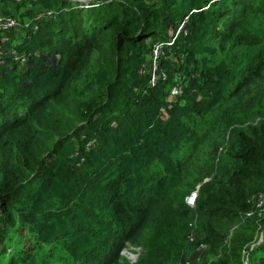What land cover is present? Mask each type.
Here are the masks:
<instances>
[{
	"label": "trees",
	"instance_id": "16d2710c",
	"mask_svg": "<svg viewBox=\"0 0 264 264\" xmlns=\"http://www.w3.org/2000/svg\"><path fill=\"white\" fill-rule=\"evenodd\" d=\"M26 3L9 15L22 30L0 31L24 57L0 70V264H179L203 246L264 264V206L249 216L264 195V0ZM152 42L167 74L154 86L138 72Z\"/></svg>",
	"mask_w": 264,
	"mask_h": 264
},
{
	"label": "rangeland",
	"instance_id": "374dc122",
	"mask_svg": "<svg viewBox=\"0 0 264 264\" xmlns=\"http://www.w3.org/2000/svg\"><path fill=\"white\" fill-rule=\"evenodd\" d=\"M90 1L91 0H84L83 3L87 4ZM20 2H23L24 4L27 5L26 0H0V17H6L9 15L18 17L19 11L22 10V5L19 4ZM18 25L19 24H17L15 27H12L10 29H13L12 31H14L15 33H18L19 31L22 30V28H19ZM161 49L162 48H161L160 43H157V42L150 43L148 45L147 51L145 52V56L147 58L146 63L138 69V72H140V74H148L150 76V82H149L150 86L156 85V82L159 78L164 80L167 77V74L165 73V71L159 69V54L162 51ZM20 54L21 53L18 51V49H12V44L0 46V70L2 67L6 68V65L8 64L9 59H12L13 61H17L20 59L21 60L20 62H23L24 57H20ZM56 58H58V56L53 57V59H56ZM22 65H23L22 63L19 65H16L17 73L22 71L21 69ZM17 76H19L17 78L18 82H20V80H23V82L27 81L25 80L27 79L25 75H17ZM152 78H154L153 82H151ZM175 79L179 82L180 81L179 75H176ZM40 82H43V84L47 86H50L51 84V80L47 79V77H44V76L40 78ZM165 91L167 92L166 94L167 101L171 102V101H174L175 99L177 100L178 97L176 98V96L180 92V85L176 83L169 84V86L165 88ZM162 112H164L163 109H162ZM72 199H73V202L75 203L76 198H74L73 196ZM252 202H253V205L251 207V212L249 213L250 217H252L254 214H257V212H259V210L262 208L261 206L257 205V203L259 202V198L257 199L256 197L254 201L252 200ZM262 229L264 230V228ZM263 233L264 232L259 233L258 240L264 237ZM207 252H208V248L206 246L198 248L196 251L191 252L189 254L187 258L188 260L185 263L180 261L179 264H211L215 261H218L219 264H235V259L233 257L230 258L229 262H224L220 258L219 254H215L214 256L208 259ZM140 253H141V248L134 247L129 244L127 245L125 249H123L120 252L121 256L130 262L136 261ZM241 259H243V264H248V256L246 252L242 253Z\"/></svg>",
	"mask_w": 264,
	"mask_h": 264
},
{
	"label": "built area",
	"instance_id": "2783aa9c",
	"mask_svg": "<svg viewBox=\"0 0 264 264\" xmlns=\"http://www.w3.org/2000/svg\"><path fill=\"white\" fill-rule=\"evenodd\" d=\"M18 24L17 20L13 17L6 16V17H0V31L8 30L12 27H15ZM154 81V78L151 79V82ZM197 191L191 192L188 196H186L185 201L187 204L191 205L193 204L195 198H196ZM259 206H264V195L259 197V202L257 203Z\"/></svg>",
	"mask_w": 264,
	"mask_h": 264
},
{
	"label": "clouds",
	"instance_id": "9594fccd",
	"mask_svg": "<svg viewBox=\"0 0 264 264\" xmlns=\"http://www.w3.org/2000/svg\"><path fill=\"white\" fill-rule=\"evenodd\" d=\"M8 30H9V29H8ZM194 191H195V190H194ZM192 192H193V191H192ZM190 193H191V192H190ZM190 193H189V194H190ZM189 194H188V195H189ZM188 195H187V196H188ZM185 198H186V197H185ZM194 201H195V200H194ZM185 202H186V201H185ZM188 205H189V204H188ZM191 205H192V204H191Z\"/></svg>",
	"mask_w": 264,
	"mask_h": 264
},
{
	"label": "water",
	"instance_id": "95a60500",
	"mask_svg": "<svg viewBox=\"0 0 264 264\" xmlns=\"http://www.w3.org/2000/svg\"><path fill=\"white\" fill-rule=\"evenodd\" d=\"M74 1H79V0H74ZM82 1H84V0H82Z\"/></svg>",
	"mask_w": 264,
	"mask_h": 264
}]
</instances>
